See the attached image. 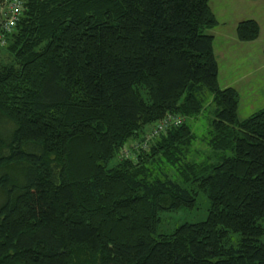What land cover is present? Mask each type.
Returning <instances> with one entry per match:
<instances>
[{
	"label": "trees",
	"instance_id": "trees-1",
	"mask_svg": "<svg viewBox=\"0 0 264 264\" xmlns=\"http://www.w3.org/2000/svg\"><path fill=\"white\" fill-rule=\"evenodd\" d=\"M209 2L25 0L0 41V264H264V107L220 87ZM200 192L204 220L157 231Z\"/></svg>",
	"mask_w": 264,
	"mask_h": 264
},
{
	"label": "rangeland",
	"instance_id": "rangeland-1",
	"mask_svg": "<svg viewBox=\"0 0 264 264\" xmlns=\"http://www.w3.org/2000/svg\"><path fill=\"white\" fill-rule=\"evenodd\" d=\"M264 0H256V2H251L250 0H225L221 4H218L220 8H222L224 14L228 13L226 17L223 14H220L218 17L219 19L227 18L226 21H223L222 23H225V26H215L214 28L209 31V33L216 36L217 40H222L225 36L235 35V28H233V25L235 26V20L233 18H239L238 21L243 20V18H246L248 15H255L261 20L262 25V36L259 38V41L262 43L264 42ZM210 3V2H209ZM6 2L5 0L0 1V27L3 25V16L6 11ZM25 9V8H24ZM241 13L239 12V10ZM233 24V25H232ZM218 30V31H217ZM216 32V33H215ZM219 33L222 35L218 37ZM217 40L215 44L216 51L217 48ZM239 43V42H238ZM259 43V42H258ZM5 45V44H0ZM260 45V43H259ZM3 47V46H1ZM257 44H253L252 46V52L255 53L258 49ZM219 52V51H218ZM244 52V50H243ZM220 55V67L222 68L223 76L222 78L224 80L230 81L234 74L240 75L244 74V72H247L249 69L244 68L243 65L240 63H237L238 68L233 69V63L234 59L238 56L241 60H243V53L242 51L238 50V48H235L233 46H228L222 53H219ZM8 54L4 51L3 48H0V61H9ZM232 64V65H231ZM231 66V68H229ZM261 70L252 71V76L259 73ZM234 82V79H233ZM240 83L239 85L242 86V94L239 98V108H238V117L240 119H243L247 117L248 115L252 114L253 112L257 111L258 109L264 107V96H256V92L264 90V80H249L247 78L242 77L241 80L237 81ZM237 83V84H238ZM212 107L208 104L204 105V109L201 111V113L191 119L190 124H192V129L196 134V140H195V149L198 151L196 153V160L200 161L204 158V155L206 152H208V149L205 145L204 140L202 138L206 135V131L208 129V123L212 118ZM13 129V125L7 121L5 118L0 117V131L6 134L7 132H11ZM205 138V137H204ZM188 160H191V157L188 158ZM3 172V171H2ZM4 198L0 193V201H2ZM209 207V202L207 197L200 192L197 195V202L196 206L193 209H179L175 212H164L161 213V221L158 224L157 231L158 232H170L178 225L185 223V222H196L201 221L206 218L207 210Z\"/></svg>",
	"mask_w": 264,
	"mask_h": 264
},
{
	"label": "crops",
	"instance_id": "crops-1",
	"mask_svg": "<svg viewBox=\"0 0 264 264\" xmlns=\"http://www.w3.org/2000/svg\"><path fill=\"white\" fill-rule=\"evenodd\" d=\"M223 1H225V0H210V8H211L214 16L216 17V19L218 21L217 26L218 25L225 26L226 24L222 23V22L227 20L226 17H230V16H227L228 13L224 14L222 8H220L218 6V4H221ZM250 1L256 2V0H250ZM263 4H264V2H263ZM238 10L241 13L240 9H238ZM220 14H223L226 17L224 19H219L218 17H220L219 16ZM233 19L236 22H235V26L233 24L232 25H233V28H236V24L239 22L238 21L239 18H233ZM245 19H254L259 24L260 33H259L258 38L254 41H250V42L238 41V39L236 38V34L230 35V36H225L222 38V40L218 41L216 36L209 33V31H211V29L208 30V33L213 36V51H214V55H215L217 63H218V82H219V85L222 88H224V87L235 88L239 93V97H241L243 88H242V86L239 85L240 83H238L237 81L241 80L242 77L247 78L249 80H254V81L255 80H264V42L262 43L261 41H259V38H261V36H262L261 20H260V18H258L255 15H248V16H246V18H243V20H245ZM221 35L222 34L219 33L218 37ZM216 40H217V48H218L217 51L215 48ZM258 42L260 43V45ZM253 44L258 45V48H257L258 50L255 53L252 52ZM228 46H233L235 48H238V50L239 51L241 50L243 55H244L243 60H241L239 56L234 59L235 63H233V69L238 68L237 63H240L241 65H243L245 70L249 69L247 72H244V74L243 73L240 75L234 74L233 78L230 81L224 80L222 78L223 72H222V68L220 67L221 62L219 60V58H220L219 53H222V51H224L226 49V47H228ZM243 50H244V52H243ZM229 68H231V66H229ZM256 70H261V71L252 76V71H256ZM233 79H234V82H233ZM255 95L256 96H264V90L256 92Z\"/></svg>",
	"mask_w": 264,
	"mask_h": 264
},
{
	"label": "built area",
	"instance_id": "built-area-1",
	"mask_svg": "<svg viewBox=\"0 0 264 264\" xmlns=\"http://www.w3.org/2000/svg\"><path fill=\"white\" fill-rule=\"evenodd\" d=\"M6 11L3 16V25L0 27V41L4 42L5 34H9L14 30L16 23L19 21L20 16L23 13L25 7V0H5ZM180 122L179 117L166 116L161 122L158 128L152 129L149 135H156L159 131L168 128L173 124ZM151 135V136H152Z\"/></svg>",
	"mask_w": 264,
	"mask_h": 264
}]
</instances>
